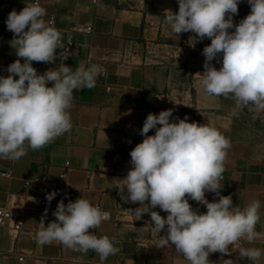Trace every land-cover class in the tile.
<instances>
[{
    "label": "crops",
    "instance_id": "obj_1",
    "mask_svg": "<svg viewBox=\"0 0 264 264\" xmlns=\"http://www.w3.org/2000/svg\"><path fill=\"white\" fill-rule=\"evenodd\" d=\"M34 2L0 0V77H7L8 66L18 59L10 46L14 34L6 26L8 14ZM40 4L46 9L45 19L55 17L53 26L62 33L63 42L75 46L65 64L73 71L81 64H97L103 71L94 88L74 90L70 132L42 149H29L19 160L0 159V206L15 209L22 219L18 231L14 221L0 225V264H100L94 250L82 253L55 241L37 242L41 220L47 226L56 220L53 213L61 200L67 205L80 197L109 213L98 229L90 230L114 239L120 249L104 264H186L174 246L157 247L167 226L158 236L151 231L150 215L135 220L132 209L140 204L128 202L117 181L132 168L130 152L144 139L140 130L147 115L168 109L173 112L170 122L187 117L189 123L209 124L230 139L220 195H231L233 206L241 208L259 200L256 231L264 235V112L238 109L231 96L208 98L198 91L205 71L203 49L211 41L205 38L192 46L193 33L177 36L164 24L166 10L178 12V0H40ZM250 11L247 0H239L233 23ZM88 26L90 33L83 30ZM221 60L218 56L212 61L217 70ZM180 63L181 70L176 68ZM59 64L57 59L32 66L44 74ZM180 71L187 82L180 79ZM154 134L155 129L148 133ZM42 177L47 183L31 180L25 185L27 179ZM53 191L57 195L49 203L46 195ZM205 196L209 202L219 199L212 192ZM189 203L199 213L207 210L194 200ZM152 210L167 216L159 207ZM240 247L264 249V238L242 240L230 255L211 253L208 259L212 264L226 259L252 264L240 258ZM258 264H264V255Z\"/></svg>",
    "mask_w": 264,
    "mask_h": 264
},
{
    "label": "clouds",
    "instance_id": "obj_2",
    "mask_svg": "<svg viewBox=\"0 0 264 264\" xmlns=\"http://www.w3.org/2000/svg\"><path fill=\"white\" fill-rule=\"evenodd\" d=\"M247 2L251 11L238 24L232 17L238 13L239 0H178V12L166 10L163 22L177 36L193 33L192 46L210 39L203 49L205 71L198 91L208 98L231 96L236 108L259 114L264 112V0ZM46 16L45 7L35 0L19 12L12 10L6 20L18 59L8 66L9 75L0 77V159L19 160L29 149H42L70 132L74 90L94 88L103 71L97 64H81L73 71L63 63L69 55L65 50L56 68L38 74L33 62L54 63L57 49L65 48L62 33ZM218 56L219 70L212 64ZM172 115L171 109L147 115L140 130L144 139L131 150L132 168L117 180L118 189L123 196L126 190L128 202L140 204L132 209L135 220L150 215L151 231L158 236L167 226L158 248L174 246L186 264H212L209 254L230 255L242 240L264 238L256 231L261 204L254 200L241 208L233 206L231 195H220L230 139L209 124L189 123L187 117L170 122ZM152 129L155 134L148 135ZM206 192L219 199L209 202ZM56 195L47 194V201ZM189 199L205 205L206 212L194 210ZM157 207L166 218L152 210ZM53 215L56 220L47 226L43 219L39 223V244L55 241L73 251L94 250L100 264L120 251L114 239L90 231L109 219V213L88 199L80 197L67 205L61 200ZM238 251L252 264L264 255L260 248ZM220 264L234 262L226 259Z\"/></svg>",
    "mask_w": 264,
    "mask_h": 264
},
{
    "label": "built area",
    "instance_id": "obj_3",
    "mask_svg": "<svg viewBox=\"0 0 264 264\" xmlns=\"http://www.w3.org/2000/svg\"><path fill=\"white\" fill-rule=\"evenodd\" d=\"M49 20H51L52 23L54 24L55 17L51 16ZM83 30L87 33H90L92 31V27L88 26L87 28H85ZM0 32H1V29H0ZM64 46H65L64 49H57V59L60 61L59 54L65 50H67L69 53L68 58L65 61H63V63H66L73 56L75 46L71 45L69 43H64ZM47 64H49V63H47ZM7 176L11 177L12 172L11 171L7 172ZM31 180L47 183V178L42 177V178H35V179H27L25 182V185H28ZM44 203H45V201L43 200L42 204H44ZM16 216H17V211L15 209L5 207V206H0V225H5L6 223H8L10 221H14L15 230L16 231L20 230L22 228V219L21 218L19 219Z\"/></svg>",
    "mask_w": 264,
    "mask_h": 264
},
{
    "label": "rangeland",
    "instance_id": "obj_4",
    "mask_svg": "<svg viewBox=\"0 0 264 264\" xmlns=\"http://www.w3.org/2000/svg\"><path fill=\"white\" fill-rule=\"evenodd\" d=\"M181 65H182V63H180V66L176 65V68L181 70ZM179 76H180V79L181 80L187 82V77L185 76V73H183L182 71H180L179 72Z\"/></svg>",
    "mask_w": 264,
    "mask_h": 264
}]
</instances>
